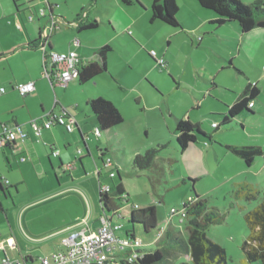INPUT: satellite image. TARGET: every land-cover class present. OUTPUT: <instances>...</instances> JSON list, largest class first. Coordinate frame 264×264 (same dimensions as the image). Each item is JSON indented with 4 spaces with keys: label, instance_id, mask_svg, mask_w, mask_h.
I'll list each match as a JSON object with an SVG mask.
<instances>
[{
    "label": "rangeland",
    "instance_id": "374dc122",
    "mask_svg": "<svg viewBox=\"0 0 264 264\" xmlns=\"http://www.w3.org/2000/svg\"><path fill=\"white\" fill-rule=\"evenodd\" d=\"M253 1L241 0L244 4ZM178 3L182 9L178 15L180 21L186 13L185 0H178ZM142 17L145 18V15ZM144 24L142 30L148 37H153L151 46L147 47L140 41L144 47L138 51L137 45L130 44V60L120 62L121 51L113 50L109 56L108 73L99 74L85 84L77 79L66 86L55 85L51 98L47 100L53 105L56 99L73 111H76V104L79 110L82 109L86 97L89 100L102 97L114 104L117 100L123 118L121 124L111 128L107 134L102 130L99 139L94 135L95 128L86 126L90 143L95 148V157L100 158L96 146L108 148L105 158H112L119 166L115 181L121 178L128 193L127 198L114 195L116 203L122 208V218L113 220L122 225L116 231L117 237H125L127 229L133 228L134 225L128 221L131 209L153 204L160 230L146 233L140 225H136L137 236L144 246H148L147 249H163L161 264H180L189 260L190 257L180 251L171 257L168 253L173 250L171 246L166 243L159 246L155 242L165 235L168 222H171L172 231L187 243L188 230L181 214L183 202L194 195V188L198 195L208 199L209 206L224 214L223 222L211 225L208 235L225 248L228 264H262L259 261L246 263L242 244L249 234L245 214L264 199V158L256 157L248 166L225 145L259 144L264 147V44L254 49L247 43L248 51L241 49L240 33L234 26H225L214 36L205 35L206 31L193 36L161 21H152L151 17ZM59 26L53 39L61 44L69 42V32L75 33L81 40L80 34L86 33L94 42L102 32V28H95L77 33L67 28L64 22H60ZM132 30V40H137L135 28ZM152 51L155 58L163 61L162 67L157 66L155 59L149 55ZM248 79L258 83L261 90L251 104L252 112L244 111L228 123H222L221 114L237 100ZM87 109L91 112L88 106ZM78 116L84 117L81 112ZM180 118L192 124L199 123L206 133V136L198 134V142L184 152L180 151L176 136L177 119ZM216 124H221L217 130L214 129ZM75 136L78 137L77 132ZM158 145L164 147L157 157V165L149 170H138L134 165L135 154L145 153ZM87 160L95 168L93 157L89 156ZM25 178L26 183L17 187L10 185L7 195L0 191V238L14 235L19 244L29 246L28 251L34 259H38L57 250L54 249L56 242L67 234L44 241L36 239L49 237L48 230L57 219L47 217L42 205H32L20 214L26 203L46 194L36 172H27ZM88 179L96 183V176L89 175ZM103 182L113 185L109 173L103 176ZM235 182L251 184L256 199L251 202L236 199L233 193ZM76 183L81 185V182ZM72 200L74 204L68 210L69 214L81 210L80 203L75 198ZM98 200L97 193L94 212L99 210ZM172 208L177 212L172 214ZM21 226L27 234L23 237L19 231Z\"/></svg>",
    "mask_w": 264,
    "mask_h": 264
},
{
    "label": "crops",
    "instance_id": "0c3cea01",
    "mask_svg": "<svg viewBox=\"0 0 264 264\" xmlns=\"http://www.w3.org/2000/svg\"><path fill=\"white\" fill-rule=\"evenodd\" d=\"M45 1L49 6H47L46 14L42 15L39 9L47 5ZM136 1L137 3L134 0L132 3H126L124 0H0V89L5 88L4 93L0 91V133L3 126L15 125H23L28 133L25 143L10 144L0 148V177L3 176L9 181L8 184H5L0 179V186L8 193L10 185L17 187L26 183L27 172L38 174L46 194L38 200L26 203L27 205L21 208L20 214L22 212L24 214L25 209L32 205H42L45 210L43 213L47 217L57 219L56 224L48 230L50 231L49 237L36 238L44 241L46 238L67 234L61 238L60 242H56L54 249L61 248L63 239L72 232L80 229L95 230L102 223L103 209L99 200V210L96 209L94 212L93 208L96 194L98 193V197H100V186L104 184L103 176L109 173V170L103 165L101 156L103 150H106L107 155L108 148L102 149L96 146V150L100 151V158L95 157V148L90 143L91 139L86 126L92 125L96 129L98 124L95 115L87 109L88 97L85 98L86 102L81 110L76 104V111H73L70 106L59 104L56 99L53 105L52 101L47 100L51 98L54 86L59 84H53L43 76L44 51L39 42L40 34L48 25V14H52L56 19L57 28L51 36L47 46L48 50L59 52L75 50L79 57L88 63L97 60L95 54L101 46L110 44L114 51H121L119 62L130 60L128 50L130 44L137 45V50L142 51L144 46H141L140 41L148 47L151 46L153 38L152 36L148 37L142 30L144 23L151 17L152 0ZM185 7L186 13L180 20L182 32L188 31L194 36L200 31H206L205 35L214 36L225 27L215 31L209 24V21L215 17L214 14L200 6L196 0H185ZM179 13H182L180 6ZM78 15H80V22L83 24L87 21L98 20L97 28H102V32L99 33L95 42L90 40L91 37L86 33L80 34L81 40L75 33L69 32L71 38L68 43H55L53 37L60 29V22H64L67 28H72L71 30L80 33L77 30V25L72 24ZM142 15H145V18ZM30 16H33L32 20ZM227 26H234L238 30L237 25ZM133 27L137 40H132ZM256 29L258 32L252 30L244 35L240 34L241 49L245 48L248 51L247 43L254 49L264 44V29ZM129 31H132V34H129ZM76 38L80 40L78 45L74 42ZM110 54L107 65H109ZM108 71H110L109 67ZM120 75L119 77H124ZM26 81H34L35 91L30 95L21 96L14 87L18 83ZM248 81L251 80L248 79ZM115 105L117 108L119 107L117 100H115ZM63 111L76 118V128L73 132H68L63 126L55 125L51 129L44 130L40 137L34 134L29 125L31 120L42 121V118L48 113ZM79 112L84 117H79ZM79 118H81L80 121ZM110 130L106 131V134L110 133ZM76 132L78 137L75 136ZM115 136L118 134L115 133ZM79 149L82 150L80 154L78 153ZM53 151H58L59 154L54 156L52 155ZM21 156H27L28 160L22 162ZM89 156L93 157L95 168L87 160ZM115 164L117 163L115 162ZM89 175L96 176L95 184L88 179ZM109 178L113 185H108L118 184L119 181H115L116 176L109 175ZM76 182H81V185ZM125 191L127 192L126 188ZM72 198L80 203L81 210L69 214L68 210L74 204ZM166 228L165 236L168 233L175 235L171 222ZM19 231L22 237L27 235L22 226L19 227ZM11 240L15 242L14 247L8 243ZM2 245L4 248L1 247ZM28 249L29 246L20 245L12 234L0 238V262L4 256L11 260L31 257L27 261L29 264H33L37 259L33 258Z\"/></svg>",
    "mask_w": 264,
    "mask_h": 264
},
{
    "label": "trees",
    "instance_id": "16d2710c",
    "mask_svg": "<svg viewBox=\"0 0 264 264\" xmlns=\"http://www.w3.org/2000/svg\"><path fill=\"white\" fill-rule=\"evenodd\" d=\"M126 3H132L133 0H124ZM200 6L212 11L214 18L209 24L216 31L227 25H237L240 34L244 35L255 28L264 29V0H255L250 4H244L241 0H196ZM47 6L48 2L45 1ZM134 2L137 3L136 0ZM179 6L177 0H152L151 4V20L161 21L173 28L181 30V23L178 19ZM77 25L78 32L95 29L98 27V20L87 21L84 24L80 22V15L72 22ZM40 42V39H39ZM113 50L110 44L101 46L97 52V60L90 61L80 67L78 80L81 84L94 79L97 75L108 71L107 59ZM151 55V54H150ZM152 56V55H151ZM153 57V56H152ZM154 58V57H153ZM48 59L47 53L44 54V64ZM155 59V58H154ZM215 86L216 84L212 82ZM261 90L257 83L248 81L243 88L238 99L230 106L228 111L222 113V123L228 121L244 111L252 112L251 104L259 96ZM88 106L97 120V128L101 137L102 130L108 131L111 128L123 122L122 115L116 105L109 99L97 97L88 101ZM221 124H216L214 129H219ZM95 129V130H96ZM198 134L206 136L199 123L192 124L184 118L177 119L176 136L177 144L181 152H184L190 144L198 142ZM164 146L158 145L156 148H150L145 153H137L134 156V165L138 170H149L157 165V157ZM226 149L234 155L242 158L245 163L251 165L256 157L264 158V147L259 144L235 145L226 144ZM106 150L101 151V156L105 162ZM113 160V159H112ZM106 168V167H105ZM109 173L111 172L110 169ZM113 172H118V166L115 164ZM119 175V174H118ZM120 178V176H119ZM188 179V178H187ZM191 181L190 179H188ZM1 185V184H0ZM103 185V184H101ZM0 191L7 195V190L0 186ZM112 191V192H111ZM234 196L236 199H245L248 202L256 199V192L252 185L247 182L234 183ZM194 195L183 202L182 221L186 222L188 230L187 243L176 234L168 233L161 237L156 245L166 243L172 247V251H168L171 257L177 253L183 252L189 256V260L180 262V264H228V255L225 248L213 240L208 235L211 225L220 224L224 220V214L216 207L208 204V199L198 195L193 188ZM114 195L120 198H127L128 193L125 191L121 181L115 186H111L110 191H101L99 201L103 209L101 217H105L107 222L119 225L117 230L121 229V224L114 223V218H122L120 214V206L116 203ZM111 213L109 216L107 213ZM173 214V213H172ZM128 221L134 226L131 230L126 231V238L133 241L141 239L136 234V225H140L144 232L149 233L154 230L157 232L159 228V220L155 205L144 207H135L131 210ZM245 220L249 228V234L242 244L245 254V262H261L264 264V199L245 214ZM170 223V222H169ZM168 223V225H169ZM142 241V239H141ZM163 247V246H162ZM143 242L141 246H135L134 243L128 248L122 250V258L129 256L132 251H137L138 256L132 261L123 260L121 264H161L164 260V253L161 247L154 250L147 249ZM25 260L31 257H24ZM28 262V261H27Z\"/></svg>",
    "mask_w": 264,
    "mask_h": 264
},
{
    "label": "built area",
    "instance_id": "2783aa9c",
    "mask_svg": "<svg viewBox=\"0 0 264 264\" xmlns=\"http://www.w3.org/2000/svg\"><path fill=\"white\" fill-rule=\"evenodd\" d=\"M47 11L46 7H41L39 12L45 15ZM33 19V16H30ZM56 19L51 18L48 25L43 29L40 34V45L44 54L47 53L48 59L44 64L43 76L47 78L51 83L66 86L70 81L77 80L79 77L80 67L86 63L79 57L75 50H69L66 52L59 51H47V46L51 39L52 34L56 30ZM131 33V31H129ZM75 44H79L80 40L76 38ZM150 54L155 58V52ZM156 64L159 67L164 65L162 60L155 58ZM21 96L30 95L35 91L34 81H26L18 83L14 87ZM2 93L5 92V88H1ZM34 134L38 137L41 136L44 130L51 129L55 125L63 126L68 132H73L76 128V118L74 115L63 111L61 113H48L42 118V121L33 119L29 123ZM95 135H99V130H95ZM28 139V133L23 125L15 126H3L0 133V147L6 145L22 144ZM82 150H78L80 154ZM58 151H53L52 155L57 156ZM20 160L25 162L28 160L27 156H21ZM104 166L110 169L109 175L115 176L112 170L115 168V162L112 158H106ZM1 181L8 184L9 181L5 177H0ZM110 185H101V191H110ZM172 213H176L177 210L172 208ZM102 223L95 230L80 229L72 232L62 241V247L51 252L49 255L39 257L33 264H121L123 260L132 261L138 256L137 251H132L129 256L122 258V250L128 248L134 243L135 246H141V239H135L133 241L128 238H119L116 235V231L119 225L107 222L105 217H101ZM11 247H14L15 242H8ZM4 248V245L1 246ZM0 264H29L25 258L11 260L9 257L4 256Z\"/></svg>",
    "mask_w": 264,
    "mask_h": 264
},
{
    "label": "water",
    "instance_id": "95a60500",
    "mask_svg": "<svg viewBox=\"0 0 264 264\" xmlns=\"http://www.w3.org/2000/svg\"><path fill=\"white\" fill-rule=\"evenodd\" d=\"M48 15H49V21L51 20V18H54V15H52V14H48ZM46 49H47V51H51V50H48V48H46ZM102 162H103V165H104L103 158H102Z\"/></svg>",
    "mask_w": 264,
    "mask_h": 264
}]
</instances>
